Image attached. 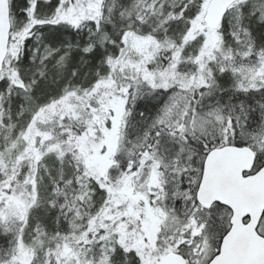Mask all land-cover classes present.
<instances>
[{
  "label": "snow or ice",
  "instance_id": "1",
  "mask_svg": "<svg viewBox=\"0 0 264 264\" xmlns=\"http://www.w3.org/2000/svg\"><path fill=\"white\" fill-rule=\"evenodd\" d=\"M0 264H264V0H0Z\"/></svg>",
  "mask_w": 264,
  "mask_h": 264
}]
</instances>
